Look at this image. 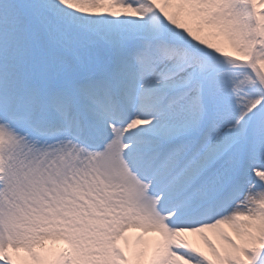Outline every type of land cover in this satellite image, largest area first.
<instances>
[{"label":"snow or ice","instance_id":"6c2138e0","mask_svg":"<svg viewBox=\"0 0 264 264\" xmlns=\"http://www.w3.org/2000/svg\"><path fill=\"white\" fill-rule=\"evenodd\" d=\"M0 264H264V0H0Z\"/></svg>","mask_w":264,"mask_h":264},{"label":"bare ground","instance_id":"6f19581e","mask_svg":"<svg viewBox=\"0 0 264 264\" xmlns=\"http://www.w3.org/2000/svg\"><path fill=\"white\" fill-rule=\"evenodd\" d=\"M210 235V234H209ZM210 237H211V235H210ZM191 239H194V238H191Z\"/></svg>","mask_w":264,"mask_h":264},{"label":"rangeland","instance_id":"374dc122","mask_svg":"<svg viewBox=\"0 0 264 264\" xmlns=\"http://www.w3.org/2000/svg\"><path fill=\"white\" fill-rule=\"evenodd\" d=\"M212 237H210V239H211ZM213 242H215V241H213Z\"/></svg>","mask_w":264,"mask_h":264}]
</instances>
